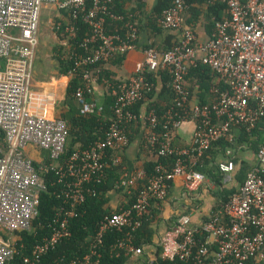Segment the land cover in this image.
<instances>
[{"label": "built area", "instance_id": "1", "mask_svg": "<svg viewBox=\"0 0 264 264\" xmlns=\"http://www.w3.org/2000/svg\"><path fill=\"white\" fill-rule=\"evenodd\" d=\"M118 1L0 0V58L5 59V67L0 69V133L4 139L0 143V264H7L18 253L16 240L10 242L5 235L31 230L39 211L40 194L48 188L49 173H55L58 182L64 184L63 193L71 209L61 211L52 236L37 244L24 264H39L47 251L71 235L69 219L77 215L76 208L86 201L87 193L95 192V185L104 181L108 152L115 153L114 164L122 162L121 153L130 144L128 127L142 118L133 108L156 85L149 78L150 73L168 71L175 96L163 116L155 108L146 112L144 146L157 149L161 155L174 156V165L159 163L150 176L144 170H126L116 188L131 193L144 181L135 202L101 221L92 249L83 259L53 264H99L104 236L116 228L130 229L116 248L142 254L144 248L135 245L132 232L141 225L152 201L165 199L170 182L178 176H185L190 192L199 189L205 180V174L194 169L187 156L192 152L201 156L215 141L232 137L230 132L235 126L252 131L264 123V0H215L227 4L229 17L217 22L216 31L206 44H198L194 30L186 27V0H171L159 22L165 30H182L180 42L168 51L146 48L141 69L115 83L94 66L126 55L136 47L139 35L133 14L126 16L112 10ZM52 4L68 14L64 59L72 63L70 75L80 74L83 78L75 93L84 104L82 111L103 109L94 99L84 101L85 95L94 94L95 82L109 84L114 98L105 137L87 149L75 151L65 163L59 161L70 135L68 122L34 113L28 107L41 12ZM108 16L123 21V25L110 32ZM71 17H81L89 27L81 41L73 42L77 26ZM62 27L63 22H59L57 30ZM200 62L219 74L211 90L216 99L212 104L192 105L186 77L190 67ZM188 117L198 119V125L192 147L181 149L175 146L174 136ZM29 145L49 151L51 161L35 163L26 154ZM257 155L258 163L240 191L202 225L193 224L189 214L178 217L160 243L163 259L171 264H264V139ZM220 169L225 181L232 179L233 162H221ZM147 264L156 263L149 259Z\"/></svg>", "mask_w": 264, "mask_h": 264}, {"label": "trees", "instance_id": "2", "mask_svg": "<svg viewBox=\"0 0 264 264\" xmlns=\"http://www.w3.org/2000/svg\"><path fill=\"white\" fill-rule=\"evenodd\" d=\"M188 4V12L191 16L188 19V24L191 26V23L197 21L200 16H204L206 27L212 36L216 31V25L218 21H223L229 17L227 13V4L222 1L215 0H186ZM171 5V0H161L159 5L155 9V18L156 21L163 16L164 10ZM119 1L113 5L112 10L118 14H123L124 12L121 8ZM202 6H206L203 8ZM125 14V13H124ZM68 15V14H67ZM128 16V14H125ZM70 20L77 26V37L73 40L81 41L89 32L88 25L81 19ZM68 21H63V27L59 31L60 34L66 37L64 27ZM123 21H118L110 16H108L107 27L111 32L118 26H122ZM181 40V39H180ZM180 42V41H179ZM172 47L159 49L161 51L171 50ZM149 47H154L150 45ZM148 47V48H149ZM125 59V55H118L114 59L109 61H104L99 65L94 66V68L104 65L105 63L117 64L122 62ZM63 65L65 66V71L69 72L72 68V63L68 60H64ZM5 67V59L0 58V69ZM167 73V74H166ZM103 75L110 77L111 73L104 69ZM158 75L163 76L164 87L162 89L163 96L167 99V105H162L159 102H152L148 106V111L155 108L160 116H163L166 110L173 104L174 92L167 84L171 79V75L168 71H159L156 73H150L149 78L155 82V88L150 92L147 97L152 99L156 94V88L158 84ZM219 79V74L212 69L207 64L198 63L196 66H191L189 73L186 77V82L190 86L192 95H196L198 102L200 104H205L211 102L210 100L216 99L215 95L212 93V87L217 83ZM83 84V78L80 74L73 77L71 80L69 90H68V101L71 104L69 113L65 116L66 121L68 122L70 128V135L66 147V151L60 159V163H65L75 151L83 150L89 148L92 143L105 137L108 123L112 117V106L111 110L108 109V117L104 119L102 113L93 112V113H84L83 102L75 96V93L80 85ZM221 85V84H220ZM223 85V84H222ZM110 100L107 104L109 108L110 105H113V97L109 96ZM113 99V100H112ZM147 99V98H146ZM140 101L134 106L136 112H140L142 104L145 100ZM92 100V95H85L84 101L90 102ZM189 105V104H188ZM140 122H138L139 124ZM243 130L241 136H245L250 140L251 136H259L262 134L264 136V123L258 124L251 132L246 130V127H241ZM132 139L133 135H129ZM3 137V135H2ZM264 138V137H263ZM1 143V142H0ZM232 143L228 140L222 139L215 142L212 147L200 157L199 162L194 166L196 170L206 173L217 185L222 186L224 180V173L220 169V164H217L216 157L218 152L221 150L215 149L217 146H221L223 150H226L228 146H231ZM111 153L109 151L108 163L105 168V178L101 184H96L94 189L95 192L87 193L86 201L76 208L77 215L69 219V229L71 235L64 238L60 241L55 248L47 251L42 257L39 264H53L57 261L62 263H69L74 260H81L90 253L94 238L97 234L99 225L102 220L107 215L113 213V209L109 205L110 203V191L116 190V183L126 171L124 169L125 163L114 164L113 159L111 158ZM192 158V157H191ZM190 158V160H192ZM51 161L49 155L47 162ZM159 163H165L169 167H172L175 163L174 156H164L159 153L157 149L147 153L145 159L144 169L147 173V176H150ZM235 168V167H234ZM251 168L248 165H243L238 172L237 178L243 184L248 174L250 173ZM46 182L48 188L43 190L40 194V203L38 205V214L33 221V226L31 230L17 231L14 234L16 236V246L18 253L15 255L14 259L8 262L7 264H24V259L27 256L33 255V250L35 246L39 243H43L46 239L50 238L54 233V228L58 226L57 219L61 211H67L71 209L70 201H67L63 193L65 186L63 183L58 182V178L55 173H49L46 175ZM144 181H142L143 183ZM142 183L138 189H134L133 194L129 195L128 203L123 207H129L135 200L142 189ZM123 191L124 189H117ZM223 192V191H222ZM238 192V189L235 188H226L224 189V196L222 199V204L220 207L225 204L230 197ZM163 200H153L151 206L147 209L143 217L141 218V225L133 231L134 243L137 246H141L149 254V247L155 245V235L156 228L154 225V220L156 215L160 212L159 206ZM219 207V208H220ZM218 208V209H219ZM122 208H118L117 211H120ZM62 211V212H64ZM129 228L114 229L108 231L103 240V244L100 246L99 251L101 253L99 264H126L130 254L124 249L116 248V244L120 239L126 237ZM6 240L10 241V236H5ZM162 246H157V252L155 254H150L149 258L154 259L156 264H171L170 261H167L162 258ZM146 260H149L148 257ZM148 262V261H147Z\"/></svg>", "mask_w": 264, "mask_h": 264}, {"label": "crops", "instance_id": "3", "mask_svg": "<svg viewBox=\"0 0 264 264\" xmlns=\"http://www.w3.org/2000/svg\"><path fill=\"white\" fill-rule=\"evenodd\" d=\"M160 1L161 0H119V3L122 5L121 8L123 9V11L119 12H124L128 15L131 13L134 15V18L138 23L139 35L136 47L125 55V59L122 62L117 64L108 62L103 66H99L102 71L105 69L111 73L110 78L112 82L118 83L127 80L132 75L136 74L145 63V49L150 45L157 49H165L177 44L182 38V30H165L160 26V18L156 21L155 9ZM202 7L205 8L206 6ZM190 16V12L187 11L186 27H190L194 30L198 44H206L211 38V35L206 27L204 16H200L197 21L191 23V26H189L187 24ZM67 20L68 15L66 11L60 9L58 15H54L53 13V16H51L48 19V22H46V27L39 30V45L35 52L33 79L28 107L32 112L50 118L65 119V116L69 113L71 107V104L68 101V90L74 76L72 77L69 72L65 71V66L62 63L66 60L64 59V50H66L67 38L57 30V24ZM157 79L158 84L155 96L152 99L146 97L147 99L145 98L146 100L142 104L140 110L142 118H139L138 121L130 124L128 127V135H133V137L131 139L129 136L130 144L121 153V163H125V170L133 171L139 169L145 171L144 164L147 153L152 151L144 146L145 133L148 129L145 114L148 111V106L152 102H159L162 105H167V99L162 94V89L164 87L163 76L158 75ZM170 82L171 79L167 84L169 87ZM111 91L112 87L109 84L103 83L101 80L94 83L92 100H96L103 108L102 111L98 113H102L104 119L109 116L108 109L111 110L112 105H110L109 108L107 107L108 102L111 101L109 96L111 95L113 97ZM210 101L211 102L205 104H212L215 100ZM190 103L192 105L200 104L196 95H192V92ZM138 122L140 123L138 124ZM197 125L198 119L191 117L186 118L175 132V146L181 149L191 148ZM241 127L242 126H235L232 128L230 132L232 137L222 138L231 142V146H228L226 150H223L221 146L215 148L221 150L218 152L215 160L217 164H220L221 162L234 163L235 168L232 171V179L225 181L224 178L222 186H219L207 176L206 173L202 172L205 174V180L199 189L192 192L186 187L185 176H178L172 180L169 185L168 196L163 199L159 206L160 212L156 215L154 220V225L157 231L155 235V245H152L147 249L149 254L145 249L140 255L130 254L126 264H147V261H149L146 260L147 257L150 259L149 255L157 252V246L160 245L165 233L172 229V226L175 224L179 216L189 214L191 215L193 224L202 225L209 219L212 213L222 208L220 206L222 204L225 187L229 189L235 188L238 189V192L240 191L242 183L237 178L238 172L243 165H248L252 170L258 163V149L264 139L263 134L261 137L251 136L250 140L245 136H241L243 130ZM0 142L1 144L4 143L1 133ZM26 154L33 159L35 163H42L47 161L49 151L35 145H29ZM114 156L115 153H111L112 159ZM201 156L192 152L187 156V162L194 167L199 162ZM108 158L109 152L105 157V162L107 165H110L107 160ZM190 158L192 160H190ZM141 183L142 181L132 189L131 193L127 190L119 191L117 188L116 190L114 189L110 191L109 205L113 209V212L117 211L118 208H124L123 206L129 201V197L126 194L132 195L134 189H138Z\"/></svg>", "mask_w": 264, "mask_h": 264}, {"label": "rangeland", "instance_id": "4", "mask_svg": "<svg viewBox=\"0 0 264 264\" xmlns=\"http://www.w3.org/2000/svg\"><path fill=\"white\" fill-rule=\"evenodd\" d=\"M54 15H58L60 13V9L57 5H46L43 7L42 12H41V17H40V25H39V30L44 29L46 27V22H48V19ZM6 236H10V242H14L16 240V236L14 234H9Z\"/></svg>", "mask_w": 264, "mask_h": 264}]
</instances>
